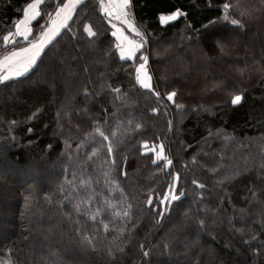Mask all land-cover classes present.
<instances>
[{"label":"trees","instance_id":"1","mask_svg":"<svg viewBox=\"0 0 264 264\" xmlns=\"http://www.w3.org/2000/svg\"><path fill=\"white\" fill-rule=\"evenodd\" d=\"M29 2L0 0L1 53ZM132 2L156 36L153 89L73 25L80 8L28 71L0 80V192L12 204L0 264H264V0ZM145 140L170 143L180 172L183 195L162 220L170 178L153 175Z\"/></svg>","mask_w":264,"mask_h":264},{"label":"rangeland","instance_id":"2","mask_svg":"<svg viewBox=\"0 0 264 264\" xmlns=\"http://www.w3.org/2000/svg\"><path fill=\"white\" fill-rule=\"evenodd\" d=\"M76 1L77 2H76L75 10H78L79 8L80 9H79V15L76 16L73 25L75 26L79 24L80 21H84L83 31L86 37L94 36L96 38L95 41L100 43V47H102L103 49H106V45L110 44V49L114 50L118 60L135 61L134 72H132V80L134 82H137L142 87H144L143 86L144 84L150 85L149 88L144 87L145 89H153V75L150 70L149 48H150V43L152 44V39H154L155 41L156 36L153 35L151 31H148L146 29L147 28L146 22H142L139 19H137V17L134 14L133 2L131 4L129 3L126 4V3H120V0H97V1L93 0L95 1L94 3H92L94 5L93 10L95 11V13L90 14L89 17H86V15L84 14L85 11H88L89 5L87 6L84 5H86V3H88L89 1L88 0H76ZM65 3L66 0H30V2L24 6L22 17L17 19L15 22H13L9 30L2 36V39L4 40L2 43L3 45H7V44L9 45V43H14L15 41L16 46L13 49L4 50L2 53L0 52V80H4V77H8V78L17 77L18 73L24 74L27 58H31L33 56V53L36 51V49H31L29 52H21V56L24 57L25 59L20 62H17L18 58L12 55L13 52H20L21 49L31 48L32 44H39L41 39L44 40V45H45L41 51H43L45 47L48 46V44L53 40V38L49 42V39L46 38V36H42L44 35L42 33L44 30H47L46 28L48 27L50 20L53 19L52 17H54L58 7H60L63 4L65 5ZM29 4H37V8L29 9L28 7ZM97 10L100 12V15L97 13ZM37 11L40 13L38 16L36 15ZM179 12L180 14L183 13L181 10H179ZM67 26L68 24L64 26L62 30H64V28H66ZM18 31L25 32V34L28 35V41H24L23 37L17 36ZM103 33H105L106 35L108 33L109 43H107V41L104 40L103 42L105 44L101 43L102 41L101 37ZM182 34L183 31L171 37V39L176 38L177 40H184ZM5 37H8V39L5 40ZM229 38L230 37L224 38V40L227 42V44L225 45L226 48H232L233 43L235 44L236 42V41L233 42L232 38L230 39ZM189 39H191V37H189ZM163 43H159L156 45V47L159 48L158 50L161 53L165 52L164 50L166 48V46H164ZM217 45L219 47V44ZM255 46H257L256 42L254 45L251 44L250 47L251 50L253 51L256 50L257 47ZM41 51L35 57V62L39 57ZM122 56L126 57V59H121ZM141 64L144 65L143 68L140 67ZM32 65L34 64L27 65L28 70L32 67ZM164 71L166 72V69ZM235 89H238V87L232 88V90ZM233 92L237 93L235 94V96L237 95L242 96L241 92L239 91H233ZM129 93L131 94V97H133V90L131 87H129ZM172 93H174V91L172 90L169 92L167 91L165 93L160 91L159 89L157 91L158 97L162 101L167 100V97ZM235 96L233 97V99L235 98ZM144 145H147V148H145ZM142 148L144 153L150 152L152 154L150 159H152V163L154 164L152 171L154 172L155 170V172L153 173V175L158 176L159 175L158 172L160 171L162 173H165L166 177L170 178L169 185L167 186V189L164 192L163 196L160 198L161 201L164 199V197L166 196L169 197V199L165 203H160L161 208L158 211V219L160 220L161 218H163L164 212L169 210L172 206L173 200H171V197L172 196L179 197V195L181 194V190L179 189V182L181 179L180 172L179 170H177L175 166L176 162L174 161V157H173L174 153L171 149L172 147L170 143H168L167 141L165 142L164 140L162 142L160 141L151 142L150 140L148 141L145 140L142 143ZM168 160H171L172 162L170 165L167 163ZM153 161L156 162L154 163ZM215 164H217L220 170L221 168L220 165L218 164L221 163L215 161ZM218 168L217 167L213 168V170L215 172L214 176L217 177V180L216 179L215 180L219 184L220 182L225 181V178L227 176L226 175L224 176V174L222 173H218L216 171ZM0 171H1V167H0ZM1 174L3 175V173ZM220 179L223 180L221 181ZM10 199L11 198H9L8 195L1 193L0 223L4 224L3 217L9 218L11 216L12 204L10 202ZM242 219L243 218L240 217V220ZM150 231L151 232L154 231V228H151ZM195 231L193 232L192 229L191 230L187 229L186 233L190 235L191 238L193 239L195 238L197 240L199 235L198 232ZM32 242H34V240ZM34 243H32L34 246H36L37 248L38 247L41 248V245L39 243L38 244L37 243L34 244ZM145 251H147V246L145 248Z\"/></svg>","mask_w":264,"mask_h":264},{"label":"snow or ice","instance_id":"3","mask_svg":"<svg viewBox=\"0 0 264 264\" xmlns=\"http://www.w3.org/2000/svg\"><path fill=\"white\" fill-rule=\"evenodd\" d=\"M125 3L127 4V0H125ZM28 7H29V9H36V8H37V4H29ZM225 7H227V5H225ZM39 14H40V13L37 11V12H36V15L38 16ZM178 15H180L179 12L173 14L171 17H166V18H165V17H162L161 19H162V21H165V22H166V21L169 20V19H176ZM25 23H26V22H25ZM233 23H235V21H233ZM17 36L23 37V40H24V41H28V35L25 34V32H19V31H18V32H17ZM7 39H8V37H5V40H7ZM50 40H51V37L49 38V42H50ZM14 42H15V41H14ZM44 46H45V45H44V40L41 39V41H40L39 44H32V45H31V48H24V49H21L20 52H13L12 55H13L14 57H17V58H18V61H17V62H20V61H22V60L25 59L24 57L21 56V52H29L31 49H36V51L33 53V56H32L31 58H27V63L25 64V72H26V71L28 70L27 65H28V64H34V63H35V57L39 54V52L43 49ZM121 59H126V57H123V56H122ZM140 67L143 68L144 65L141 64ZM19 74H22V73H18V75H19ZM7 78H8V77H4V79H7ZM143 86H144L145 88H149V87H150V85H148V84H144ZM157 95H158V94H157ZM174 95H175V93L170 94V95L167 97V99H168V100H172ZM241 99H242L241 96L237 95V96H235V98L232 100V103H233V104H237V103H239V102L241 101ZM100 135L103 136L105 140L108 139L107 136H104L103 133H100ZM144 147L147 148V145H144ZM145 154H146V153H145ZM153 162L155 163L156 161H153ZM167 163L170 165L172 162H171V160H168ZM177 179H178V177H177ZM194 183H195V182H194ZM200 187H203V185H200ZM182 195H183V194H181V197H182ZM181 197L172 196V197H171V200L175 201V200H177V199H179V198H181ZM168 199H169V197L166 196V197H164L163 200L160 201V203H165ZM149 206H150V207L152 206V201H151V200H149Z\"/></svg>","mask_w":264,"mask_h":264},{"label":"crops","instance_id":"4","mask_svg":"<svg viewBox=\"0 0 264 264\" xmlns=\"http://www.w3.org/2000/svg\"><path fill=\"white\" fill-rule=\"evenodd\" d=\"M76 0H66L65 5H61L55 12L53 19L50 20V23L47 30H44L42 36H46V38H54L64 26H66L70 20L72 19L75 9H76ZM120 3H125V0H120ZM127 3L131 4L132 0H127ZM47 39V40H48ZM46 40V41H47Z\"/></svg>","mask_w":264,"mask_h":264},{"label":"water","instance_id":"5","mask_svg":"<svg viewBox=\"0 0 264 264\" xmlns=\"http://www.w3.org/2000/svg\"><path fill=\"white\" fill-rule=\"evenodd\" d=\"M177 12H179V10H176V11H174V12H172V13H168V14H161L160 15V21H161V23L162 24H166V23H168V22H171V21H173V20H176L178 17H179V15L177 16V18L176 19H169V20H167L166 22L165 21H162V17H171L173 14H175V13H177ZM180 13V12H179Z\"/></svg>","mask_w":264,"mask_h":264}]
</instances>
